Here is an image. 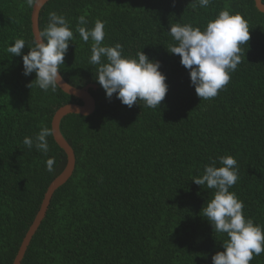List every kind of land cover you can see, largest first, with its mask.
<instances>
[{"label": "trees", "instance_id": "16d2710c", "mask_svg": "<svg viewBox=\"0 0 264 264\" xmlns=\"http://www.w3.org/2000/svg\"><path fill=\"white\" fill-rule=\"evenodd\" d=\"M36 0H34L35 3ZM264 3V0H262ZM33 3V4H34ZM50 0L39 14V31L55 11L70 22L60 75L72 87L97 86L90 116L68 115L60 131L75 156V169L52 195L46 214L20 264H212L226 235L214 232L202 208L214 190L193 177L219 157L237 161L239 179L230 189L244 215L264 226V13L255 0ZM27 0H0V264H13L48 186L62 173L66 154L53 137L49 152L28 149L23 140L68 104L81 105L57 86L28 85L22 56L8 53L16 39L33 41ZM241 13L250 40L228 84L208 100L197 96L180 56L168 52L173 24L206 26L221 10ZM104 22V45L120 43L123 54L142 50L159 61L168 91L159 107L139 101L131 108L115 94L108 99L89 63L91 43L76 32ZM104 59V58H102ZM55 158L54 171L46 161ZM250 264H264V253Z\"/></svg>", "mask_w": 264, "mask_h": 264}, {"label": "clouds", "instance_id": "9594fccd", "mask_svg": "<svg viewBox=\"0 0 264 264\" xmlns=\"http://www.w3.org/2000/svg\"><path fill=\"white\" fill-rule=\"evenodd\" d=\"M212 0H195L201 8H207ZM29 7L34 0H27ZM194 4V6H195ZM84 16L78 17L76 32L80 38L91 43L89 63L97 66L96 80L111 99L115 94L122 104L131 108L138 101L146 107H159L168 91L166 75L160 71L159 61L149 59L142 51L136 57L123 54V46L104 45V22L96 20L92 28H87ZM248 21L244 16L228 9L221 10L202 29L192 24H173L169 35L174 43L167 47L171 54L180 56L181 65L189 70L191 85L202 100L218 95L230 81V74L241 63L242 45L250 40ZM74 39L70 22L64 15L55 11L48 13V23L36 36L27 54L22 50L26 46L24 39H16L8 48V53L22 56L23 74L36 78L28 87L43 91H55L62 80L60 66L64 65L69 43ZM104 58V59H102ZM55 130L42 127L34 137H25L24 145L28 149L36 148L43 153L49 152L48 137L54 136ZM55 158L46 161V170L54 171ZM204 166L203 174L193 177L199 186L214 190L212 198L202 208L203 217L207 218L217 234L226 235L222 240L223 251L212 256V264H250L254 256L264 253V226L246 218L244 203L235 192L230 191L239 179L237 161L231 155L219 157Z\"/></svg>", "mask_w": 264, "mask_h": 264}, {"label": "water", "instance_id": "95a60500", "mask_svg": "<svg viewBox=\"0 0 264 264\" xmlns=\"http://www.w3.org/2000/svg\"><path fill=\"white\" fill-rule=\"evenodd\" d=\"M50 0H36L33 4L32 11H31V31L33 38L38 36L40 33L38 21H39V14L42 10V8L49 2ZM255 8L260 12L264 13V3L262 0H255ZM58 88L65 93L66 95L72 96L79 101H81V105L78 104H68L56 111V113L53 115L52 121H51V128L55 130V134L53 137V140L57 144V146L62 149L66 154V165L62 173L48 186L42 203L41 207L38 211V213L35 216V219L30 226L28 232L26 233L21 246L18 250V253L14 259L13 264H20L24 254L26 252V249L35 234L36 230L38 229L40 223L42 222L50 199L53 195V193L61 187L64 183L68 181V179L71 177L74 169H75V156L72 148L67 143V141L64 139L63 135L60 131V123L63 118H65L68 115H80V116H90L94 110H95V100L89 93L90 89L96 90L97 86L95 85H87L82 89H78L75 87H72L67 82H65L62 78V80L57 85Z\"/></svg>", "mask_w": 264, "mask_h": 264}]
</instances>
